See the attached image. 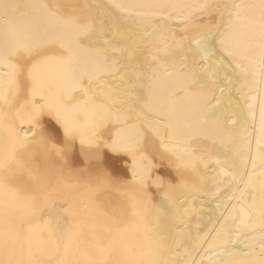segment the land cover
<instances>
[{"label":"snow or ice","instance_id":"6c2138e0","mask_svg":"<svg viewBox=\"0 0 264 264\" xmlns=\"http://www.w3.org/2000/svg\"><path fill=\"white\" fill-rule=\"evenodd\" d=\"M31 7L47 10L61 32V51L56 59L62 65L63 78L73 81L74 87H82L84 78L88 79L87 87L82 90L87 96L85 103L90 105L84 110L89 127H96L97 116L104 120L110 118L105 102L115 100L122 102L119 112L131 110L127 116L112 117L118 122L131 120L133 113L137 119L143 114L145 120L160 125L154 129L157 135L161 134V129L177 135L172 122L177 101L190 121L198 126L206 127L218 118L215 105L219 100L213 104V99L217 91L222 95L224 88L219 82L217 64L235 65L240 75L234 82L241 86L252 82L264 85V0L250 3L205 0L184 6L125 4L121 0H108L105 5L71 0L37 6L0 0V20L3 21L0 65L8 69L4 72L8 78L7 88L11 91L13 84L20 87L22 81L15 79L17 69L32 64L29 70L31 92L33 96L40 94L44 101L37 102L38 107L34 105V111L29 113L26 122L31 127L17 129L14 123L5 125L7 132L0 146V264H172L162 258V251L172 215L167 192L173 185L165 187L157 177L153 183L166 195L164 200L153 203L155 194H149L147 183L151 177L141 178L137 187L129 188L108 175L100 146L94 151L91 149L95 132L93 138H86L64 117L63 110L69 105L64 101L52 103L43 95V84L35 77L34 70L39 63L52 59L47 47L52 41L38 40L29 29L23 17L25 9ZM177 7L186 11L176 18L189 23L191 12L187 9L215 11L220 17V23L215 26L219 48L211 28L197 41L200 59L193 63H188L189 58L183 54L181 59H176L166 40L163 48L156 41H146L144 46L150 45L154 51L144 59L152 62L145 65L137 60L135 68L122 66L117 73L121 81L125 79L121 73H140L139 78L129 79L127 88L118 85L112 89L116 93L114 97L105 92L102 81L111 77L104 73L111 70L112 61L117 59L109 53L122 52L125 46L122 42L128 39L116 23L120 19L116 13H127L129 18L159 15L168 20L172 17L167 9ZM226 16L227 27L221 32ZM184 27L187 28L188 23ZM167 28L171 29L172 25ZM181 46L183 38L176 41V47ZM77 57L90 71L79 70ZM226 58L231 59L226 62ZM208 59H212L213 64L204 63ZM93 80L100 89L99 96L88 95L93 93ZM229 82L233 83L231 77ZM138 85L146 91L139 90ZM45 109L63 127L65 139L59 146L39 128V116ZM261 130L258 143L264 144V111ZM77 139L83 161L73 158ZM86 144L90 146L87 149ZM33 145L36 147L30 158L23 159V151ZM108 147L112 151L121 150L116 142ZM175 155L180 162L178 167L190 166L191 161L185 160V156H195L190 146L185 147L183 155ZM260 214L264 218V192ZM245 255L250 259L243 264H264V242L259 253Z\"/></svg>","mask_w":264,"mask_h":264},{"label":"bare ground","instance_id":"6f19581e","mask_svg":"<svg viewBox=\"0 0 264 264\" xmlns=\"http://www.w3.org/2000/svg\"><path fill=\"white\" fill-rule=\"evenodd\" d=\"M9 2L25 5H44L54 3H68L71 0H9ZM105 5L108 0H77ZM125 4L145 5H195L205 0H121ZM216 3L219 0H207ZM232 2V0H230ZM238 3H250L255 0H235ZM170 19L163 20L159 15L135 16L129 18L127 13H116V23L120 31L128 38L122 43L125 45L122 52H110L116 57L104 73L106 78L102 81L105 92L113 97L116 95L112 89L118 85L129 87L127 81L138 79L140 73H121L124 81L117 73L122 66L137 67V60L142 64L151 63L145 60L149 52L154 49L146 41H156L163 48L166 40L169 50L176 59L188 57V63L199 61L200 53L197 41L202 35L213 29L217 37L215 43L219 48V33L215 26L220 23V17L215 11L187 9L191 12L190 23L183 18H176L179 13L186 11L183 7L169 8ZM26 21L29 29L38 40L52 42L47 45L52 59L39 63L34 75L43 84V95L52 103L64 101L69 107L63 110L68 122L78 127L86 138H93L91 149L94 151L100 146L101 160L105 171L114 179L135 188L141 178L151 177L147 181L149 194L154 195L153 203L165 199V191L153 181L157 177L166 187L172 184L173 188L167 192L171 200L169 217V235L166 237L162 258L172 264H243L250 259L245 253H259L260 245L264 242V218L260 214L261 194L264 192V144L258 143L262 137L261 114L264 111V85L252 82L250 84L235 83L240 70L235 65L226 67L217 64L219 69V82L224 92H216L213 104L218 99L216 110L219 116L210 121L206 127L192 123L184 112L182 104L177 101L172 122L178 130L177 135L161 129L157 135L154 129L160 128L155 121L145 120L144 115L139 118L132 114V119L125 122L112 118L116 115L127 116L131 110L119 112L122 102L106 101L110 110L109 119L95 117L96 127L88 126V119L84 110L90 108L86 104L87 96L82 87H87L88 79L85 77L82 87H74V82L65 80L62 76V65L57 62L61 48V32L55 20L49 16L48 11L41 7L25 9ZM227 16L224 20L223 32L227 27ZM185 23L188 27L185 28ZM167 25H172L171 29ZM3 21L0 20V30ZM174 37V39H173ZM183 38V46L176 47V41ZM68 41L65 39L64 41ZM163 54V53H161ZM131 55V59L129 56ZM195 58V59H192ZM231 58H226L230 60ZM212 59L205 60L206 64H213ZM35 63V61H33ZM79 70L90 71L80 57H77ZM32 64L17 69V81L22 85L13 84L11 91L7 88L8 71L0 65V146L6 135V124L14 123L16 128L27 129L32 125L27 123L29 113L34 111L37 102L44 103L41 95H32V81L29 79V70ZM229 77L233 83L229 82ZM249 80H253L249 77ZM93 83V93L99 96L100 89ZM146 91L142 86H137ZM179 95V93H177ZM7 97V100L4 97ZM101 99H103L101 97ZM175 99V97H173ZM19 114V115H18ZM39 128L44 130L51 141L58 146L63 143L64 131L55 117L47 109L39 116ZM22 136V134H21ZM23 138V136H22ZM31 139V137H29ZM116 142L120 149L112 151L108 145ZM190 146L194 157L185 156L190 160L188 167L177 166L180 162L175 154L181 155L185 147ZM35 145L23 151V159H28ZM80 142L76 140L73 158L83 161L80 153ZM87 149L90 146L84 145ZM135 173V179H134ZM22 179H27L22 177ZM167 202V201H166Z\"/></svg>","mask_w":264,"mask_h":264}]
</instances>
